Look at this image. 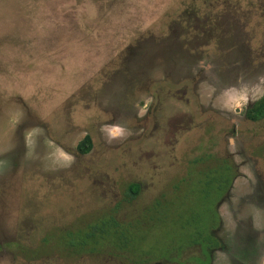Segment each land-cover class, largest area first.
I'll list each match as a JSON object with an SVG mask.
<instances>
[{
	"label": "rangeland",
	"instance_id": "obj_1",
	"mask_svg": "<svg viewBox=\"0 0 264 264\" xmlns=\"http://www.w3.org/2000/svg\"><path fill=\"white\" fill-rule=\"evenodd\" d=\"M263 95L264 0H0V264H195L190 230L174 246L167 232L211 217L225 186L205 200L206 172L234 170L220 238L236 206L264 203V119L243 117ZM130 183L140 190L125 203ZM156 201L175 221L148 238L149 261L64 245L103 218H145ZM240 253L254 257V240Z\"/></svg>",
	"mask_w": 264,
	"mask_h": 264
},
{
	"label": "trees",
	"instance_id": "obj_2",
	"mask_svg": "<svg viewBox=\"0 0 264 264\" xmlns=\"http://www.w3.org/2000/svg\"><path fill=\"white\" fill-rule=\"evenodd\" d=\"M246 117L249 121L258 122L264 119V95L261 96L251 107L247 109ZM92 147L91 138L86 135L77 145L76 150L81 155L89 153ZM215 169L222 171V174L218 173ZM231 166L224 163L221 166L214 167L206 172L202 178L199 180V189L202 193H205V200L210 199L211 191L213 194H219L223 186V193L230 186L234 179L233 169ZM214 183V185H212ZM140 187L137 183H130L126 187L123 201L125 203H131L138 195ZM219 190V192H218ZM222 195V193H221ZM159 201H156L149 208V215L147 214L145 218L137 219L132 223H119L114 217L110 216L108 218H103L99 222L90 225L86 231L82 232L77 237L73 238L72 234H66V240H64V245L71 251L82 252V251H95L104 250L105 247L109 245V249L118 251L121 253H130L134 257L140 259L145 255V258H141V261H149L151 246L146 245L148 238L151 236L154 230L163 227V223L175 221V210L165 206ZM171 205V204H170ZM173 212V213H170ZM207 213H210L211 217L206 219L203 217L202 222L205 221L203 226L198 229L196 225L188 222L186 224L175 225L174 232L169 234V239L172 246H174V240L178 229H189V247H199L200 251L204 254L206 250L216 246V240L213 236V229L216 227L217 213L216 210L208 209ZM191 219H199L197 214H194ZM164 226L163 228H166ZM196 227V228H195ZM192 230V231H191ZM201 234L204 236H201ZM194 236V240L190 241L191 237ZM197 240L204 241V243H199ZM142 243V244H141ZM169 242V244L171 245ZM176 243V242H175ZM108 244V245H107ZM107 245V246H106ZM139 257H138V256ZM172 258V256H170ZM196 259V258H195ZM197 260V259H196ZM167 262V260H165ZM174 261V260H169Z\"/></svg>",
	"mask_w": 264,
	"mask_h": 264
},
{
	"label": "flooded vegetation",
	"instance_id": "obj_3",
	"mask_svg": "<svg viewBox=\"0 0 264 264\" xmlns=\"http://www.w3.org/2000/svg\"><path fill=\"white\" fill-rule=\"evenodd\" d=\"M149 50L152 52L145 53L143 57L144 59H148V57H150L153 53L157 51V49H149ZM188 59H189L188 65L192 66L193 64V62H191L193 61L192 57L190 58V56H188ZM139 63H141V61H139ZM147 65L148 63L144 61V63L139 66V70L143 71L144 74L149 72ZM142 88L144 87L143 86L140 87L139 103L135 106V108L139 111H141L142 108L147 107V103L145 100L146 96L144 97V91L142 90ZM256 101L249 102L244 108L243 117L246 121H249L246 117L247 109L251 107ZM144 112L146 113L147 110ZM249 122H253V121H249ZM230 189L231 187H229L226 191H224V193H222V195L218 198L217 202L215 203V210L218 218L216 222V227L215 229H213V236L217 242L216 246H213L212 248L206 250L204 254L199 249L200 256L196 257L197 262L195 264H211L215 252H220L222 254L221 264H264V217H263L264 203L261 205L252 203V205H250L249 207L245 205L236 206L234 210L235 213V220L233 223L234 227L233 230L231 231V234L227 236V238L223 239L220 238L215 233L216 228L219 230V228L222 225L221 218L219 217L218 214V208H220L224 203L225 197L229 195ZM240 228L244 230L243 234L242 233L239 234ZM253 240L256 249V254L254 255V257L248 258V256L246 257L241 256L240 250H249L250 243ZM257 251L262 252V255L260 256L259 254H257ZM198 257L200 258V260H203V262L202 261L198 262Z\"/></svg>",
	"mask_w": 264,
	"mask_h": 264
}]
</instances>
